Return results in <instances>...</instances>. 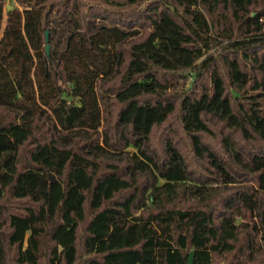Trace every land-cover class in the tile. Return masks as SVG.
Instances as JSON below:
<instances>
[{
    "label": "trees",
    "instance_id": "obj_1",
    "mask_svg": "<svg viewBox=\"0 0 264 264\" xmlns=\"http://www.w3.org/2000/svg\"><path fill=\"white\" fill-rule=\"evenodd\" d=\"M6 4L0 264H264V0ZM176 112L206 176L149 148Z\"/></svg>",
    "mask_w": 264,
    "mask_h": 264
},
{
    "label": "rangeland",
    "instance_id": "obj_2",
    "mask_svg": "<svg viewBox=\"0 0 264 264\" xmlns=\"http://www.w3.org/2000/svg\"><path fill=\"white\" fill-rule=\"evenodd\" d=\"M6 3L11 4L12 0H6ZM4 22H5V13H4ZM222 51H223L222 46L221 47L215 46L214 49L211 50L210 52L216 53L218 55ZM166 77L169 78V80H171L172 82V89L170 90L171 92L170 96H172V99L178 98L186 90L187 87L191 86L190 85L191 81L189 79L187 80L185 77H182L178 74H168ZM201 82L203 81L199 80L198 84H201ZM210 126L215 132H218L219 130L218 124L213 122V124H211ZM104 127L108 129L109 133H114L113 123L112 125H109L108 122L105 121ZM166 140L173 141L176 144V146L180 149L182 154L185 156L187 163L189 164L193 176L195 177L206 176L208 174L204 169V167L207 165L206 162L198 161L193 155L189 138L186 136L185 133H183L181 129L180 120L178 118V112L173 114L166 123L155 129L151 137L149 148L151 150H156L161 152L163 150V144ZM212 142L214 145L215 141ZM252 143L247 142L246 148L248 149L250 145L251 148H253L254 144ZM130 149L133 150V148L131 147ZM246 176H248L246 173H241L240 175H238L237 176L238 183H236V186H240V184L241 185L247 184L248 181H246ZM207 184L209 186L217 185V183H214L212 181H209ZM74 229H75V225H66L60 228V230L57 233L58 250L61 251L62 248L73 239ZM84 235H85V224H81L77 231V248L79 251L78 254H82L81 241ZM188 264H190V262Z\"/></svg>",
    "mask_w": 264,
    "mask_h": 264
},
{
    "label": "water",
    "instance_id": "obj_3",
    "mask_svg": "<svg viewBox=\"0 0 264 264\" xmlns=\"http://www.w3.org/2000/svg\"><path fill=\"white\" fill-rule=\"evenodd\" d=\"M11 6V4H6V9H8ZM46 40H48V31H46ZM46 52L49 53V44H46Z\"/></svg>",
    "mask_w": 264,
    "mask_h": 264
}]
</instances>
